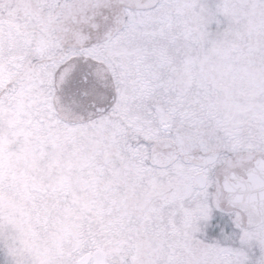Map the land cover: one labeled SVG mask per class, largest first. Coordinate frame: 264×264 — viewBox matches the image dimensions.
Here are the masks:
<instances>
[{
    "label": "snow or ice",
    "instance_id": "6c2138e0",
    "mask_svg": "<svg viewBox=\"0 0 264 264\" xmlns=\"http://www.w3.org/2000/svg\"><path fill=\"white\" fill-rule=\"evenodd\" d=\"M210 0H0L5 133L43 160L76 249L56 264H264V136L209 115L170 9Z\"/></svg>",
    "mask_w": 264,
    "mask_h": 264
},
{
    "label": "flooded vegetation",
    "instance_id": "af4514ba",
    "mask_svg": "<svg viewBox=\"0 0 264 264\" xmlns=\"http://www.w3.org/2000/svg\"><path fill=\"white\" fill-rule=\"evenodd\" d=\"M210 2L212 11L200 17L170 9L177 33L183 35L186 28L193 33L190 43L175 57V68L192 91L200 93L209 115L231 125L242 138L264 136V73L260 72L264 64L259 63L264 48L256 43L258 7L264 0ZM250 56L252 63H245L251 61ZM64 227L65 233L60 232L63 241L77 250L71 222L67 220Z\"/></svg>",
    "mask_w": 264,
    "mask_h": 264
},
{
    "label": "rangeland",
    "instance_id": "374dc122",
    "mask_svg": "<svg viewBox=\"0 0 264 264\" xmlns=\"http://www.w3.org/2000/svg\"><path fill=\"white\" fill-rule=\"evenodd\" d=\"M258 8L256 43L264 48V4ZM250 59L245 63H252V56ZM259 63L264 64L262 55ZM260 72L264 73V68ZM5 136L0 151V264H56L71 250L60 235L65 233L66 214L54 208L43 192L45 162L30 154L18 134L7 132Z\"/></svg>",
    "mask_w": 264,
    "mask_h": 264
}]
</instances>
